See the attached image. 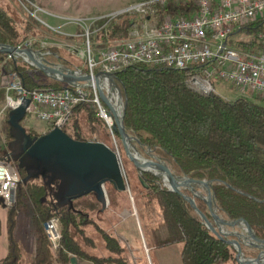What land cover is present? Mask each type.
<instances>
[{
  "label": "trees",
  "instance_id": "trees-1",
  "mask_svg": "<svg viewBox=\"0 0 264 264\" xmlns=\"http://www.w3.org/2000/svg\"><path fill=\"white\" fill-rule=\"evenodd\" d=\"M28 8L32 11L31 7ZM193 11L192 5L172 4L158 8L156 18L187 17ZM135 23H138V17L129 14L95 20L88 31L92 53L97 55L99 50L108 48L112 41L126 38ZM263 31L264 20L251 23L237 33L230 46L256 53L261 49L256 35ZM29 32L28 26L23 33L19 31L8 12L0 8L1 43L17 47L22 44L19 37L25 38L24 34ZM84 33L77 27L76 36L85 40ZM45 49V59L49 63L88 73L84 66L86 62L83 61L82 65L71 63L60 55L59 49ZM77 59L82 62L81 57ZM14 71L20 74L26 89L58 90L65 86L47 79L21 62L15 66L11 59L0 53V80ZM192 74L190 70L160 69L147 65H135L115 74V81L125 101L123 123L143 147L162 155L172 171L190 173L198 180L210 182L219 212L230 221L244 222L256 238L264 240V99L238 94L234 100L228 101L217 94L203 95L189 84ZM3 99L4 91L0 90V100ZM82 112L88 123L95 121L105 125L95 108L79 105L62 127L63 132L77 141L103 143L92 125H89V130L94 134L93 138H87L83 133L79 120ZM112 130L119 138L114 124ZM26 133L30 137L39 136L31 130H26ZM7 139L6 145L17 140L11 135L9 124ZM2 159L11 162L7 157ZM17 164L13 161L19 181L13 203L6 210L8 248L1 264H23L14 229L17 211L26 200L32 208L35 235L34 255L29 264H70L72 257L92 264H130L120 243L104 233L102 239L109 256L87 253L77 237L81 238L84 246L94 247L84 229L92 223L89 215L74 205L75 211L67 207L58 208L55 202L45 200L52 192L44 181L41 179L42 184H35L36 179L25 181L28 174L24 168H17ZM143 180L146 188L141 186L139 194L148 203H156L161 212L162 221L151 232L155 247L181 243V264H238L234 250L208 233L197 221L188 202L155 184L150 175H144ZM56 185L57 181H54L52 186ZM199 202L204 205L201 199ZM51 218H57L60 227L59 244L54 250L43 230V224ZM243 252L246 256L254 257L257 254L255 249H243Z\"/></svg>",
  "mask_w": 264,
  "mask_h": 264
},
{
  "label": "built area",
  "instance_id": "built-area-1",
  "mask_svg": "<svg viewBox=\"0 0 264 264\" xmlns=\"http://www.w3.org/2000/svg\"><path fill=\"white\" fill-rule=\"evenodd\" d=\"M172 4L192 5L194 11L187 17L156 18L158 8ZM123 14L136 15L138 23L132 25L126 38L112 41L97 55H91L89 33H84L87 74L91 77L98 67L101 72L112 75L135 65L190 70L193 74L189 84L203 95L217 94L215 85L220 82L229 84L240 95L264 99V31L256 35L261 47L256 53L230 46V41L241 29L264 20V0H143L109 17ZM17 47L29 48L30 43ZM4 89L3 111L14 110L28 99L26 114L30 113L51 129L62 128L79 105L95 108L112 136V150L120 156L113 137V122L94 87L77 83L58 90L26 89L20 74L14 71L8 74ZM18 181L10 164L0 159V200L5 204L13 202ZM43 230L52 249H56L60 240L58 219L46 221Z\"/></svg>",
  "mask_w": 264,
  "mask_h": 264
},
{
  "label": "water",
  "instance_id": "water-1",
  "mask_svg": "<svg viewBox=\"0 0 264 264\" xmlns=\"http://www.w3.org/2000/svg\"><path fill=\"white\" fill-rule=\"evenodd\" d=\"M0 53L10 57L15 66L21 62L51 81L64 85L79 83L87 88L94 87L116 128L124 157L134 165L142 187L146 188L144 175H150L155 184L180 195L190 204L197 221L208 233L234 250V258L238 264H264V240L256 238L244 222L248 236L235 230L236 222L219 214L214 215L210 211L211 202L214 201L210 182L198 180L190 173L174 172L168 165L166 172L148 165L151 160L142 157L141 153L151 158L155 153L143 147L138 138L125 127L123 123L125 101L115 81V75L99 71L91 77L78 69L71 70L62 65L51 64L45 59V54L39 51L1 42ZM95 60H98L97 56ZM113 90L116 91V103L112 99ZM29 104L30 101L25 99L23 105L9 112L8 119L11 135L17 138L12 142L16 147L14 149L16 152L13 151V161L18 163L17 168L26 170L28 175L25 181L42 179L52 192L55 205L58 208L66 206L68 210L73 211L74 200L92 194L101 205L99 212H103L106 208L104 187L106 184H110L117 192L130 194L121 155L118 156L105 144L74 140L64 133L61 127H54L46 134L30 137L20 125ZM158 156L166 160L162 155ZM54 181H57V185L53 187ZM201 189L206 192L204 206L199 202ZM2 202L0 200V203ZM218 222L224 227L219 226ZM244 248L257 250V256L246 257L242 251ZM77 260L76 257H72L70 264H78Z\"/></svg>",
  "mask_w": 264,
  "mask_h": 264
},
{
  "label": "rangeland",
  "instance_id": "rangeland-1",
  "mask_svg": "<svg viewBox=\"0 0 264 264\" xmlns=\"http://www.w3.org/2000/svg\"><path fill=\"white\" fill-rule=\"evenodd\" d=\"M140 1L141 0H0V8L8 12L10 17L14 20L16 28L22 31V33L26 30L27 26L30 28V32L24 34L26 35L25 38L22 36L19 37L22 43H30L29 48L32 47L31 49L43 54L46 51L45 48H57L60 51V55L66 60L71 63L76 64L77 62V64L82 65L83 61H87L86 39L84 37L85 40H82L75 35L77 27H80L86 33L95 20L101 17L113 16L125 7ZM28 7H31L32 11ZM90 53L91 55L93 54L92 52ZM79 57H81L82 62L78 61L77 58ZM84 66L87 67V64H84ZM100 70V67L96 68L94 75ZM7 80L8 75L0 80V90L4 91V99L0 100L1 160L6 157V142L8 140L7 120L9 118L7 116V111H3L6 103L4 85ZM215 89L217 95L228 101L234 100L239 94L236 89L227 83L218 82L215 85ZM111 94L113 102L116 103V91L113 90ZM79 120L82 131L87 138L94 137V134L90 133L89 130V125H92L96 130V135L102 140L103 144L112 149L114 142L107 126L95 121L88 123L84 112L81 113ZM102 123L105 124L103 120ZM20 125L25 130H31L35 135L39 136L51 130L49 125L38 121L30 113L21 121ZM113 137L120 155H123L121 157L122 166L130 194L128 192H117L110 184H106L104 186L106 208L103 212H99L101 205L97 203L92 194L75 200L73 205L77 209L87 213L92 221V223L84 229L86 235L92 239L94 247H86L83 245L80 237H77V239L82 248L90 255L106 257L109 256V252L104 247V241L102 239V233H104L120 243L124 248V254L130 264H157L155 251L159 248L152 244L151 232L161 223V212L156 203H148L146 199L139 194L142 185L139 182L138 173L134 165L124 157L119 138H116L114 134ZM145 151L147 152L146 149ZM158 155L159 154L155 153L154 156L157 157ZM141 156L153 160V158L143 153H141ZM161 161L169 166L166 160L163 159ZM14 168L16 170V167L13 165V170ZM34 183L42 184V181L41 179H36ZM199 195L201 201L205 205L206 192L204 190L200 191ZM45 200L54 202L53 195L48 194ZM3 205H5V207H3ZM10 205L3 202L0 204V216L6 215V210ZM210 211L214 215L219 214L226 217L219 212L214 201L211 202ZM32 215V208L26 200L23 206H20L17 211L15 225L20 234L19 246L22 251L23 264H29L34 255L35 235L32 227ZM217 224L222 228L224 227V225L219 222ZM235 230L248 236L246 226L243 222H236ZM175 246L182 248L181 243Z\"/></svg>",
  "mask_w": 264,
  "mask_h": 264
},
{
  "label": "crops",
  "instance_id": "crops-1",
  "mask_svg": "<svg viewBox=\"0 0 264 264\" xmlns=\"http://www.w3.org/2000/svg\"><path fill=\"white\" fill-rule=\"evenodd\" d=\"M136 1H138V0H136ZM141 1H143V0H141ZM6 149H7V145H6ZM2 160H4V159H2ZM9 164L13 170L12 162H9ZM13 171L17 174L15 168ZM0 204H2V203H0ZM0 221H1V234H0V261H1L6 257L7 248H8V239H7L6 225H5L6 224V215H3V216L1 215ZM19 235L20 234H19V232L15 226L14 238L18 242V244L20 243ZM32 243H33V241H32ZM173 245H169L166 247L156 249L155 258H156L157 264H181V259H180V252H181L180 248L181 247L179 248L178 246H175L176 244H173ZM77 262H78V264H92L86 260H77Z\"/></svg>",
  "mask_w": 264,
  "mask_h": 264
},
{
  "label": "bare ground",
  "instance_id": "bare-ground-1",
  "mask_svg": "<svg viewBox=\"0 0 264 264\" xmlns=\"http://www.w3.org/2000/svg\"><path fill=\"white\" fill-rule=\"evenodd\" d=\"M105 83V82H104ZM105 85L107 86V84L105 83ZM153 160H151L150 163H148V165L153 168V169H157L161 172H166L167 170V165L165 163H163L158 157L156 156H152ZM55 202V201H54Z\"/></svg>",
  "mask_w": 264,
  "mask_h": 264
},
{
  "label": "flooded vegetation",
  "instance_id": "flooded-vegetation-1",
  "mask_svg": "<svg viewBox=\"0 0 264 264\" xmlns=\"http://www.w3.org/2000/svg\"><path fill=\"white\" fill-rule=\"evenodd\" d=\"M13 141L9 142L8 145H7V152H6V157H8L10 159V161L13 163V151H15L14 149L16 148L15 146H13ZM16 152V151H15ZM154 156V155H153ZM160 160H163L161 157L157 156ZM75 201V200H74ZM73 201V202H74ZM66 207V206H65ZM63 207V208H65ZM244 250H249V248H244ZM252 250V249H250ZM243 251V250H242ZM257 254H258V251H257ZM256 254V256H257ZM245 255V254H244ZM246 256V255H245ZM246 257H251L250 255L249 256H246Z\"/></svg>",
  "mask_w": 264,
  "mask_h": 264
}]
</instances>
